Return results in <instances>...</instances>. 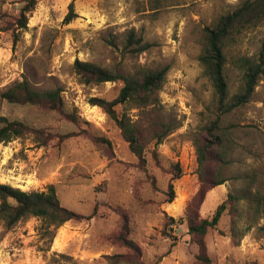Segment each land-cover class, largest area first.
<instances>
[{
	"label": "rangeland",
	"instance_id": "obj_1",
	"mask_svg": "<svg viewBox=\"0 0 264 264\" xmlns=\"http://www.w3.org/2000/svg\"><path fill=\"white\" fill-rule=\"evenodd\" d=\"M243 0H37L28 27L14 43L11 31L0 32V115L44 129L42 144L27 133L0 143V183L24 191H47L54 185L63 206L93 218L47 228L38 217L8 227L0 219V264H109L106 256L125 253L112 238L122 215L129 219L130 238L142 249L143 264H208L199 261L196 243H187L185 213L204 189L199 176L195 137L215 119L217 98L200 61L203 31ZM26 0H0L3 21H14ZM74 3L77 16L66 22ZM151 46L132 54L124 46L130 31ZM264 43V25L246 31L228 48L229 93L240 89L241 72L232 56L254 57ZM76 59L133 73L139 68L168 67L159 92L156 117L179 127L160 144L150 143L141 160L121 130L91 97L114 98L122 82L84 84L73 70ZM28 80L41 91L62 89L72 122L56 111L8 102L2 93ZM138 118L139 109L118 105ZM221 167L226 181L205 195L203 218L230 196H239L237 215L227 211L218 230L204 236L209 264H264V238L258 228L264 213H253L255 195L264 204V77L253 98L221 118ZM107 139L110 144L103 141ZM182 174L174 180L175 199L168 203L173 164ZM213 179L212 174L207 178ZM168 216L177 222L167 226ZM239 215V216H238ZM183 217V218H182ZM169 231L176 239L164 234Z\"/></svg>",
	"mask_w": 264,
	"mask_h": 264
},
{
	"label": "trees",
	"instance_id": "obj_2",
	"mask_svg": "<svg viewBox=\"0 0 264 264\" xmlns=\"http://www.w3.org/2000/svg\"><path fill=\"white\" fill-rule=\"evenodd\" d=\"M36 5L37 0H26L20 6L15 20L4 21L5 24L1 23L4 18L1 15L0 32L11 31L13 41L16 43L19 34L28 27L31 13L35 10ZM69 9L66 22H70L77 16L73 2H71ZM261 25H264V0H243L234 9L220 15L212 25L206 26L203 31V49L200 54V61L213 84L218 106L216 107L215 119L209 124H205L194 139L199 176L204 189L195 196L184 217L189 235L186 242H194L198 245L199 252L196 254V258L203 263L212 262V258L206 254V242L203 239L209 229L218 230L221 218L227 211L234 215H237L238 212L239 215L241 214V210L237 206L239 196H230L224 200L216 207L210 217H201L199 211L208 190L226 181L220 176L221 167L215 168L212 172L208 168L211 159L215 156L217 160L221 161V154L218 152L222 142L221 118L223 114L246 105L253 98L256 86L264 77L263 43L258 54L254 57L232 56L234 65L241 72V85L237 92L230 94L227 75L228 48L237 43L246 31ZM150 46L151 43L145 42L142 37H137L132 30L128 34L124 49L128 53L138 54ZM73 70L84 84L122 82V87L114 98L107 99L95 96L90 98V103L100 107L115 121L122 136L128 142L130 150L141 160L145 161L144 155L150 143H162L179 127V124L173 121H164L156 117L159 92L166 80L168 67L139 68L133 73L126 74L115 68L76 59ZM2 97L11 103L39 106L46 110L56 111L72 122L78 121V115L75 112L66 111L61 88L41 91L34 88L28 80H23L3 92ZM118 105H128L129 108L139 109L138 118L134 119L126 111L120 114L116 109ZM27 133L35 134V137L42 144H46L52 136L51 133H46L44 129L29 126L22 120L10 119L0 115V143L10 142ZM102 140L110 144L109 140ZM173 168V175L167 190L166 202L168 203L176 197L174 180L179 179L182 174L179 163L173 164ZM210 174L213 176L211 180L207 179ZM254 199L255 202L250 203V209L253 210V213H264V204L260 202V198L255 195ZM96 209L95 207L92 214L83 216L63 206L54 185H50L47 191L28 192L9 184L0 183V219L4 220L8 227L33 216L42 219L48 229L52 227L55 230L68 221L93 218ZM167 217L169 219L167 226L170 227L177 222L175 217L168 215ZM130 232L129 219L124 213L119 230L112 238L114 242L126 248L127 252L106 256L109 264H143L142 249L136 241L130 238ZM258 232L260 237L264 238V225L259 226ZM164 234L173 238V245L177 243L178 239L166 229ZM63 264L77 263L69 260Z\"/></svg>",
	"mask_w": 264,
	"mask_h": 264
}]
</instances>
